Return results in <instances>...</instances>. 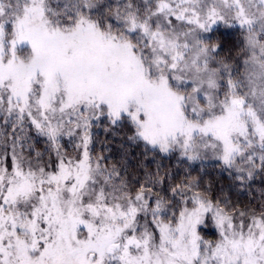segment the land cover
Wrapping results in <instances>:
<instances>
[{
    "label": "snow or ice",
    "instance_id": "1",
    "mask_svg": "<svg viewBox=\"0 0 264 264\" xmlns=\"http://www.w3.org/2000/svg\"><path fill=\"white\" fill-rule=\"evenodd\" d=\"M0 264H264V0H0Z\"/></svg>",
    "mask_w": 264,
    "mask_h": 264
}]
</instances>
